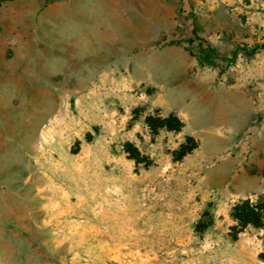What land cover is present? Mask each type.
<instances>
[{
    "label": "rangeland",
    "instance_id": "rangeland-1",
    "mask_svg": "<svg viewBox=\"0 0 264 264\" xmlns=\"http://www.w3.org/2000/svg\"><path fill=\"white\" fill-rule=\"evenodd\" d=\"M63 2L17 1L36 15ZM130 3L131 16L141 4L145 9L148 49L183 59L195 29L199 41L227 58L220 71L239 56L218 49L204 32L222 24L234 32L237 18L264 21V0ZM8 25L27 33L25 25ZM262 43L238 47L242 61L264 50L247 56L242 48ZM254 87L264 92V71ZM154 90L132 86L126 96V88L114 86L0 85V264H264L263 229L248 226L238 239L230 236L231 208L240 198L203 177L199 145L180 155L192 136L183 128L154 133L146 123L148 115H170L141 95ZM126 143L142 162L131 158ZM211 216L212 225L199 231Z\"/></svg>",
    "mask_w": 264,
    "mask_h": 264
},
{
    "label": "crops",
    "instance_id": "crops-1",
    "mask_svg": "<svg viewBox=\"0 0 264 264\" xmlns=\"http://www.w3.org/2000/svg\"><path fill=\"white\" fill-rule=\"evenodd\" d=\"M17 1L22 0L0 4V85L114 86L126 88L127 96L130 87L151 84L152 96L142 97L162 115L174 113L184 122L182 133L198 142L207 165L203 177L216 191L230 198L264 193V126L255 123L264 112V92L254 87L264 71V50L245 61L238 52L240 46L249 49L264 41V21L237 18L234 32L224 24L218 32H204L220 44L218 49L240 57L220 71L185 47L183 59L148 49L143 4L131 16L130 0H63L36 15ZM9 22L25 25L27 33L9 29ZM248 131L253 132V149L246 159L238 141Z\"/></svg>",
    "mask_w": 264,
    "mask_h": 264
},
{
    "label": "trees",
    "instance_id": "trees-1",
    "mask_svg": "<svg viewBox=\"0 0 264 264\" xmlns=\"http://www.w3.org/2000/svg\"><path fill=\"white\" fill-rule=\"evenodd\" d=\"M6 0H0V4ZM51 1V0H49ZM192 34L196 36L197 31L192 29ZM197 37L195 39L188 40V50L191 55L199 58L202 64L210 66L221 67L222 61L226 60L218 53L214 47L209 43L199 41ZM172 44H182L181 41L171 42ZM264 48V43L257 45L253 51H247L243 49L247 56H252L259 49ZM237 57V52L233 54V58ZM146 123L150 126L152 132L156 133L160 128H167L169 130L180 131L184 127V122L174 113H171L168 117L152 116L146 117ZM188 143L191 145H183L180 151V155H185L191 152L198 146V143L194 141L192 137L187 138ZM126 151L129 152L131 158L135 159L137 163L143 161L140 156L139 150L130 143L125 144ZM231 217L236 221V224L231 227L230 236L236 240L238 236L248 227L253 226L258 229L264 230V193L256 194L255 197L247 196L237 200L231 208ZM213 222L212 216L208 225H202L199 223L198 230L204 232V230L211 226ZM260 257L264 259V252L260 254Z\"/></svg>",
    "mask_w": 264,
    "mask_h": 264
},
{
    "label": "built area",
    "instance_id": "built-area-1",
    "mask_svg": "<svg viewBox=\"0 0 264 264\" xmlns=\"http://www.w3.org/2000/svg\"><path fill=\"white\" fill-rule=\"evenodd\" d=\"M255 123L259 124L261 127L264 126V117L255 119ZM253 132H246L238 141V147L242 148L243 156L247 159L249 155L252 153L253 149Z\"/></svg>",
    "mask_w": 264,
    "mask_h": 264
}]
</instances>
